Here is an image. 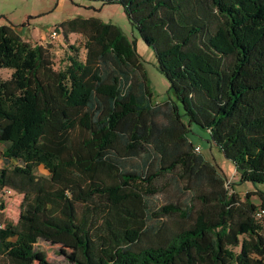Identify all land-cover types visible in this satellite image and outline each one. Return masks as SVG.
Wrapping results in <instances>:
<instances>
[{"label":"trees","instance_id":"trees-1","mask_svg":"<svg viewBox=\"0 0 264 264\" xmlns=\"http://www.w3.org/2000/svg\"><path fill=\"white\" fill-rule=\"evenodd\" d=\"M100 1L122 5L167 97L152 100L134 41L115 23L61 21L64 39L85 37L84 58L68 43L61 68L48 44L0 23V67L10 69L0 78V192L21 194L16 221L0 219L5 264H57L37 256L38 239L70 245L73 264H264V0ZM191 123L238 184L254 187L243 198L187 139ZM38 163L48 176L33 172ZM172 172L186 198L152 202L154 181ZM94 197L98 221L87 206L77 212Z\"/></svg>","mask_w":264,"mask_h":264},{"label":"rangeland","instance_id":"rangeland-1","mask_svg":"<svg viewBox=\"0 0 264 264\" xmlns=\"http://www.w3.org/2000/svg\"><path fill=\"white\" fill-rule=\"evenodd\" d=\"M73 17H95L102 21H108L117 24L122 32L129 40H133L137 53L140 56L142 67L145 70L149 86L152 93V100L162 102L167 97V81L161 71L158 69L154 56L144 41L139 36L135 27L131 25L127 19L123 7L118 2H105L100 0H0V23H11L13 29L25 40L33 43L39 42L48 44V49L55 68L63 67L65 63V55L67 53L68 43L73 44L77 49V55L80 59L84 58L85 37L80 32H68L67 38L64 39L59 23L63 20ZM51 28L57 30V35L53 38L48 36ZM10 69L0 67V78H5L9 75ZM155 122L161 123L164 121L159 114L154 117ZM186 137L193 145L199 146L201 155L212 161H216L222 173L227 177V182L232 185L240 198H243L245 190L254 189L248 183L238 184L237 172L231 160L225 158L217 147L209 141V135L206 129L198 126L195 123L189 125L186 131ZM8 141L0 139V167L5 164L4 157L1 151L7 146ZM131 161L126 160L124 165L131 166ZM36 175L48 176V170L42 164H34L32 168ZM173 173V172H172ZM141 182H139L140 184ZM143 184V183H142ZM154 185L158 190L148 194L149 199L156 203H165L167 201H182L186 198L187 192L178 188L175 174L165 173L160 175L154 181ZM227 186L229 191L231 187ZM2 188L0 197L3 201V208L0 210V219L2 221L10 220L15 222L18 217L21 194ZM250 199L256 202L257 195H250ZM87 206L88 212L92 216L100 219V199L94 197L86 203L77 204V212L81 213L84 207ZM100 216V217H99ZM263 224L264 220L259 221ZM37 256L45 258L57 264H73L68 261L66 255L72 250L70 245L63 243H51L49 241L38 239L34 243ZM235 250L238 247H234ZM0 264H5V258L0 254ZM31 264H40L39 260L35 259Z\"/></svg>","mask_w":264,"mask_h":264},{"label":"built area","instance_id":"built-area-1","mask_svg":"<svg viewBox=\"0 0 264 264\" xmlns=\"http://www.w3.org/2000/svg\"><path fill=\"white\" fill-rule=\"evenodd\" d=\"M57 35V30L55 29V28H51L50 30H49V32H48V36L49 37H51V38H53V37H55ZM198 145H195L194 146V149L195 150H198ZM3 188H6V190H10L8 187H3ZM263 209H258V210H256L255 211V216L256 217H259L260 215H262L263 214ZM263 250H264V243H263Z\"/></svg>","mask_w":264,"mask_h":264}]
</instances>
